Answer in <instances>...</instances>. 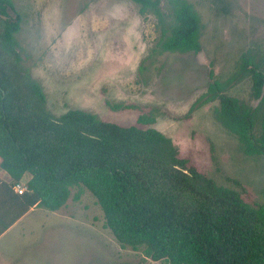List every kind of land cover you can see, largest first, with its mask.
<instances>
[{"label":"trees","instance_id":"trees-1","mask_svg":"<svg viewBox=\"0 0 264 264\" xmlns=\"http://www.w3.org/2000/svg\"><path fill=\"white\" fill-rule=\"evenodd\" d=\"M132 1L142 16L154 17L157 39L149 56L200 52L202 25L187 0ZM21 22L13 2L0 0L1 167L14 182L29 175L24 214L35 205L59 211L74 189L75 201L88 191L123 249L166 264H264V202L250 205L189 166L147 116L139 119L145 126L106 122L81 109L54 116L23 65L16 38ZM250 60L243 56L231 80L250 76L257 108L228 96L233 82L212 72L203 100L219 101L217 117L245 155L264 156V72Z\"/></svg>","mask_w":264,"mask_h":264},{"label":"rangeland","instance_id":"rangeland-1","mask_svg":"<svg viewBox=\"0 0 264 264\" xmlns=\"http://www.w3.org/2000/svg\"><path fill=\"white\" fill-rule=\"evenodd\" d=\"M11 1L22 19L16 38L23 65L54 116L81 109L122 126H145L139 119L147 116L189 166L250 205L264 202V156L245 155L217 117L219 101L203 100L211 72L224 83L237 78L244 55L264 72V0H187L202 25L200 52L151 56L154 17L142 16L132 0ZM231 82L228 96L259 106L249 75ZM75 192L57 212L85 231L71 233L55 264H166L121 248L95 198L87 191L75 201Z\"/></svg>","mask_w":264,"mask_h":264},{"label":"crops","instance_id":"crops-1","mask_svg":"<svg viewBox=\"0 0 264 264\" xmlns=\"http://www.w3.org/2000/svg\"><path fill=\"white\" fill-rule=\"evenodd\" d=\"M1 160L0 264H55L65 246L70 247L72 236L80 238L85 228L37 205L24 214L26 201L15 190L14 179L1 167ZM28 178L27 174L22 183Z\"/></svg>","mask_w":264,"mask_h":264},{"label":"built area","instance_id":"built-area-1","mask_svg":"<svg viewBox=\"0 0 264 264\" xmlns=\"http://www.w3.org/2000/svg\"><path fill=\"white\" fill-rule=\"evenodd\" d=\"M14 188L20 194L27 192V186L23 184L22 182H15Z\"/></svg>","mask_w":264,"mask_h":264},{"label":"clouds","instance_id":"clouds-1","mask_svg":"<svg viewBox=\"0 0 264 264\" xmlns=\"http://www.w3.org/2000/svg\"><path fill=\"white\" fill-rule=\"evenodd\" d=\"M26 185V184H25Z\"/></svg>","mask_w":264,"mask_h":264}]
</instances>
